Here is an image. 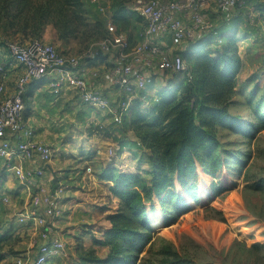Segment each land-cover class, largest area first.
Here are the masks:
<instances>
[{
  "label": "rangeland",
  "instance_id": "1",
  "mask_svg": "<svg viewBox=\"0 0 264 264\" xmlns=\"http://www.w3.org/2000/svg\"><path fill=\"white\" fill-rule=\"evenodd\" d=\"M39 1L50 3L52 18L59 16L55 12L57 0ZM78 1L80 10L64 18L63 29L48 24L36 34L22 26L13 29L0 23V46L9 39L40 38L72 54L86 53L102 40L106 15L91 0ZM103 1L136 43L144 21L132 8L134 0ZM251 3L258 11L250 15L244 9L224 31L221 29L226 34L225 44L201 43L188 54L187 62L194 70L197 60L204 57L218 59L226 69L234 67L236 92L229 114L217 123V141L212 149L186 165L182 174L172 176L168 186L172 195L162 200L156 197L153 212L170 214L174 222L170 226L151 223L156 236L140 264H264V4L257 0ZM227 47L231 48L229 57H239L234 64L226 65L223 56ZM168 78L173 79L168 84L159 77L149 86L147 97L135 111L150 113L155 104L179 97L185 75ZM67 96L70 102L63 104ZM63 97L52 110L56 117L39 126L41 133L52 138L54 148L50 163L57 170L51 174L50 187L66 186L64 195L70 197L63 200V204L70 201L64 205V218L58 225L67 249L56 264H104L101 261L109 257L110 247L97 240L100 232L104 234L112 226L108 216L120 207V199L110 187L120 172L151 179L154 168L150 151L144 144L137 145L139 137L127 116L122 124L115 125L107 114L76 101L71 91ZM216 178L232 179L238 185L213 195ZM15 182L16 188L22 185ZM25 196L15 199L13 195L11 204L0 203L1 264H13L17 256L30 264L35 254L36 229L32 223L25 226L19 220L23 206L30 203L29 194ZM179 197L193 208L175 215L171 201Z\"/></svg>",
  "mask_w": 264,
  "mask_h": 264
},
{
  "label": "built area",
  "instance_id": "2",
  "mask_svg": "<svg viewBox=\"0 0 264 264\" xmlns=\"http://www.w3.org/2000/svg\"><path fill=\"white\" fill-rule=\"evenodd\" d=\"M251 1L134 0L132 8L139 12L144 25L139 41L133 43L128 33L116 25L106 2L91 0L106 15V35L86 53H66L39 38L7 43L9 56L22 71L11 92L5 81H0V160L30 196V203L19 216L23 225L32 223L38 236L30 264H56V259L66 253L67 241L58 229L65 213L66 186L52 188L42 181L54 155L53 145L37 138L35 128L24 116L29 84L47 77L55 95L70 89L78 101L107 114L115 125H120L133 101L139 97L145 100L142 92L159 77L164 84L169 83L168 75L173 78L184 74L190 80L193 70L185 56L201 43L221 44L225 33L220 31L224 26L244 9L250 15L258 11ZM257 1L264 4V0ZM91 61L110 65L111 85L120 91L109 95L98 88L101 70L95 67L88 71ZM6 67L5 62H0V72ZM113 152L111 148L110 154ZM27 161L31 163L26 164ZM12 202L13 193L0 187V203ZM13 264L25 261L17 256Z\"/></svg>",
  "mask_w": 264,
  "mask_h": 264
},
{
  "label": "trees",
  "instance_id": "3",
  "mask_svg": "<svg viewBox=\"0 0 264 264\" xmlns=\"http://www.w3.org/2000/svg\"><path fill=\"white\" fill-rule=\"evenodd\" d=\"M38 1L0 0V23L6 28L18 29L22 26L25 31L40 34L48 24L63 29L64 18L80 10L78 0H57L55 12L59 16L52 18L50 3ZM62 37L64 31H61ZM224 38L222 44L226 42ZM9 41L13 39L3 44L5 48ZM230 52L231 48L227 47L226 56H223L226 65L235 59L239 60L237 54L229 57ZM188 54L185 56L186 61L190 56ZM196 63L197 67L192 69L193 77L185 79L179 97L155 104L150 113L135 111V107L143 101L140 97L131 104L126 116L139 137L137 145L144 144L149 149L154 171L149 180L141 174L120 172L116 175L110 189L120 199V207L108 216L112 226L104 232V239L97 240L110 247L109 257L101 263L140 264L143 253L149 249L156 236L151 223L170 226L174 222L170 214L153 212L156 197L162 200L172 195L173 191L168 188L172 176L182 174L186 165L198 161L205 154L203 152L211 150L217 141V123L230 112L237 87V72L234 67H222L218 59L204 57ZM146 91L142 95L147 97ZM237 185L235 180L216 178L211 194H219ZM171 203L175 215L193 208V205H185L180 197L172 199ZM3 259L0 253V264Z\"/></svg>",
  "mask_w": 264,
  "mask_h": 264
},
{
  "label": "crops",
  "instance_id": "4",
  "mask_svg": "<svg viewBox=\"0 0 264 264\" xmlns=\"http://www.w3.org/2000/svg\"><path fill=\"white\" fill-rule=\"evenodd\" d=\"M141 31L139 32L141 33ZM139 39H140V35L138 37V41ZM64 52L70 53L67 51H64ZM0 62H5L7 64L6 70L4 72H0V81H5L8 91L11 92L15 87L16 80L19 74L21 73L22 68L20 67V65H18V63H16L9 56V53L4 46H0ZM95 67H99L101 70L100 79L97 80V84H98L97 86L99 89L104 90V92H106L109 95H113L117 93L118 91H120L118 87L116 86L114 87L111 85L110 77H109V74H110L109 64H107L106 62H102V61L101 62H96V61L88 62V66H87L88 71H91ZM69 91H71L73 93V96L76 97L75 93L70 89H64V91L60 95L58 96L55 95L49 87V79L47 77L43 78L40 81H35L29 84L27 93L25 95L26 111L24 113V116H25V120L27 121V123L35 128L37 138L44 139L51 143L52 138L46 136L45 133H41L39 131V126H42V124L49 122L51 121V119H54L56 117L55 115H53L52 110L53 108H55L56 102H58L59 99L63 97L65 93ZM62 101H63V104L65 102H70V97L68 96L63 97ZM76 101H78L77 97H76ZM35 122L39 124H35ZM36 158L38 160V157ZM29 163H31V161L26 162V164H29ZM3 165H4V160L1 159L0 167L2 168V171H0V187H6L7 189H9L15 196L14 197L15 199H18L19 197L26 198L25 195L27 194V191L24 189V186L20 185L18 187L19 189L16 188L15 180L16 181L18 180L14 177L12 172L9 170H6ZM54 170H57V169H55L53 166L51 167V163L46 165V173H45V176L42 178V181L45 184L46 183L49 184V186H50V182L52 181V179L51 181L49 180ZM14 188H16L17 190H15ZM65 198L67 200V198H70V197L66 196ZM69 201L70 200H68V203ZM68 203H66L65 205L67 206ZM27 206H28V203L23 206V209H25ZM70 210L71 209L69 208V211ZM93 231L96 232V230H93ZM89 235H92L93 237L96 236V234H92V233H90ZM99 236H100L98 237L99 239H104V234L102 232H100Z\"/></svg>",
  "mask_w": 264,
  "mask_h": 264
},
{
  "label": "water",
  "instance_id": "5",
  "mask_svg": "<svg viewBox=\"0 0 264 264\" xmlns=\"http://www.w3.org/2000/svg\"><path fill=\"white\" fill-rule=\"evenodd\" d=\"M175 74V73H174Z\"/></svg>",
  "mask_w": 264,
  "mask_h": 264
}]
</instances>
